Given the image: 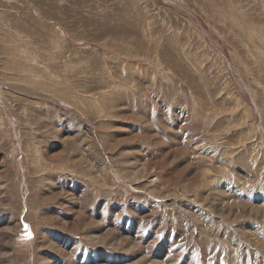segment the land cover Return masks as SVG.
Masks as SVG:
<instances>
[{"label":"rangeland","instance_id":"obj_1","mask_svg":"<svg viewBox=\"0 0 264 264\" xmlns=\"http://www.w3.org/2000/svg\"><path fill=\"white\" fill-rule=\"evenodd\" d=\"M77 263L264 264V0H0V264Z\"/></svg>","mask_w":264,"mask_h":264},{"label":"bare ground","instance_id":"obj_2","mask_svg":"<svg viewBox=\"0 0 264 264\" xmlns=\"http://www.w3.org/2000/svg\"><path fill=\"white\" fill-rule=\"evenodd\" d=\"M118 239V238H117ZM78 264V263H77Z\"/></svg>","mask_w":264,"mask_h":264}]
</instances>
